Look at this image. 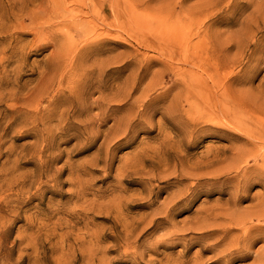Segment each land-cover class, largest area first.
Masks as SVG:
<instances>
[{
	"label": "rangeland",
	"instance_id": "374dc122",
	"mask_svg": "<svg viewBox=\"0 0 264 264\" xmlns=\"http://www.w3.org/2000/svg\"><path fill=\"white\" fill-rule=\"evenodd\" d=\"M0 264H264V0H0Z\"/></svg>",
	"mask_w": 264,
	"mask_h": 264
}]
</instances>
